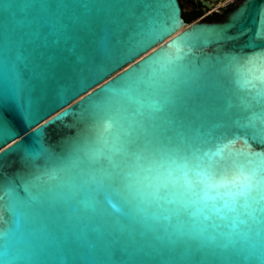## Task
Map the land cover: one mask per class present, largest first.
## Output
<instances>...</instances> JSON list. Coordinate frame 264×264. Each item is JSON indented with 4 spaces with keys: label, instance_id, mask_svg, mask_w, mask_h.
<instances>
[{
    "label": "water",
    "instance_id": "water-1",
    "mask_svg": "<svg viewBox=\"0 0 264 264\" xmlns=\"http://www.w3.org/2000/svg\"><path fill=\"white\" fill-rule=\"evenodd\" d=\"M190 7L0 0V182L14 193L0 264H264V198L220 218L166 159L243 151L264 169V90L229 70L235 57L264 56V0H240L219 20L187 22ZM97 102L115 123L107 144L88 141ZM44 171L55 177L30 196Z\"/></svg>",
    "mask_w": 264,
    "mask_h": 264
},
{
    "label": "snow or ice",
    "instance_id": "snow-or-ice-1",
    "mask_svg": "<svg viewBox=\"0 0 264 264\" xmlns=\"http://www.w3.org/2000/svg\"><path fill=\"white\" fill-rule=\"evenodd\" d=\"M174 21L178 20L175 17L169 19L166 22V26L178 25L179 21L175 23ZM219 35L221 38L227 39V29L220 30ZM257 35L260 39H264V31L258 32ZM144 59L150 60L151 57H145ZM140 63L137 62L135 65H131L130 68H136ZM229 70L234 78L244 84L249 92L254 91L259 94L261 90H264V56L255 59L235 57L230 61ZM129 71L130 69H125L116 78L107 81L106 85L95 89L91 93H87L81 98V103L95 93L102 91L117 78L126 75ZM83 91L86 92L87 88ZM102 112L103 105L97 102L94 105L92 119L94 127L89 132L88 141L94 140L100 144H107L109 137L114 132L115 123L112 118L103 115ZM59 115L53 119H57ZM49 123L51 121H45V124ZM2 129H6V126L0 121V130ZM257 138L264 141V136H257ZM79 150L80 148H77V151ZM220 151H224L223 157L219 156ZM261 158V156L243 151L233 153L231 151L217 150L213 152L211 149L205 151L202 147L196 149L190 156H179L174 153L166 154V159L172 165L177 166L185 177L191 178L182 185L186 193L189 194V198H199L200 194L203 193V200L201 201L203 206L208 207L207 202L211 200L213 202L211 206L220 214V218H227L226 212L223 210L236 212V205L241 200L245 203L252 201L258 204L260 202L258 198H264L261 197V194L264 193V169L257 164V161ZM45 177L54 178L55 176L52 171H44L42 174L35 176V179L29 185L25 186V191L31 196L30 189L38 187L45 182ZM13 195L14 193L3 182H0V203L3 205L0 208V226L5 229H7L9 224L7 201ZM187 210L188 206H184L183 211ZM188 214L196 215L195 212H189ZM203 218L204 220L212 219L210 216H204Z\"/></svg>",
    "mask_w": 264,
    "mask_h": 264
},
{
    "label": "rangeland",
    "instance_id": "rangeland-1",
    "mask_svg": "<svg viewBox=\"0 0 264 264\" xmlns=\"http://www.w3.org/2000/svg\"><path fill=\"white\" fill-rule=\"evenodd\" d=\"M240 0H220L218 2H214L208 10H206L201 16L196 19H205V17L209 14L223 12L229 4L236 5ZM195 19V20H196Z\"/></svg>",
    "mask_w": 264,
    "mask_h": 264
},
{
    "label": "flooded vegetation",
    "instance_id": "flooded-vegetation-1",
    "mask_svg": "<svg viewBox=\"0 0 264 264\" xmlns=\"http://www.w3.org/2000/svg\"><path fill=\"white\" fill-rule=\"evenodd\" d=\"M186 1H190V4H191L190 10L188 12L201 11L202 14H203L206 10H208V8L204 10L203 6L197 0H186ZM233 6H235V5L229 4L227 6V8L223 12H219L220 16L218 18H216V19H208V20H219V19H221L223 13L226 12L227 10L231 9ZM215 16H217V14H214V17Z\"/></svg>",
    "mask_w": 264,
    "mask_h": 264
},
{
    "label": "trees",
    "instance_id": "trees-1",
    "mask_svg": "<svg viewBox=\"0 0 264 264\" xmlns=\"http://www.w3.org/2000/svg\"><path fill=\"white\" fill-rule=\"evenodd\" d=\"M202 14L201 11H194V12H184L182 14V16L184 17V19L187 22H192L193 20H195L196 18H198L200 15ZM214 14H217V16L214 17ZM220 16L219 13H213V14H209L205 17L206 20L208 19H216Z\"/></svg>",
    "mask_w": 264,
    "mask_h": 264
},
{
    "label": "bare ground",
    "instance_id": "bare-ground-1",
    "mask_svg": "<svg viewBox=\"0 0 264 264\" xmlns=\"http://www.w3.org/2000/svg\"><path fill=\"white\" fill-rule=\"evenodd\" d=\"M218 1H220V0H216L215 3L218 2Z\"/></svg>",
    "mask_w": 264,
    "mask_h": 264
}]
</instances>
